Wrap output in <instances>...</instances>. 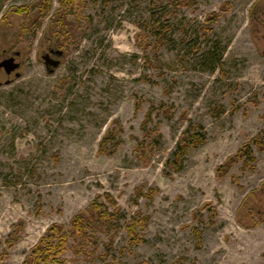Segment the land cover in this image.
<instances>
[{
  "label": "rangeland",
  "instance_id": "374dc122",
  "mask_svg": "<svg viewBox=\"0 0 264 264\" xmlns=\"http://www.w3.org/2000/svg\"><path fill=\"white\" fill-rule=\"evenodd\" d=\"M176 1L0 0V63L20 64L0 69V264L96 200L120 226L70 239L65 264H264V0ZM190 126L208 141L176 171ZM145 132L162 136L148 163Z\"/></svg>",
  "mask_w": 264,
  "mask_h": 264
},
{
  "label": "trees",
  "instance_id": "16d2710c",
  "mask_svg": "<svg viewBox=\"0 0 264 264\" xmlns=\"http://www.w3.org/2000/svg\"><path fill=\"white\" fill-rule=\"evenodd\" d=\"M87 0H64V11L70 12L68 9L71 8L70 6H74L77 4L85 3ZM172 8L174 10L179 9L181 5L187 2L179 3L176 0H170ZM76 4V5H77ZM41 16H45L48 14L52 7L51 0H43L40 4ZM38 7L35 6L31 10H37ZM19 13H25L30 11L29 8H20L18 9ZM64 17H62L63 19ZM220 19V14L214 13L212 14L207 20V26L204 28V35L207 37L210 32L213 30V25L217 23ZM167 29V27H165ZM166 33L163 31V35L160 36L158 39V48L165 44L162 41H165ZM140 105H138L139 107ZM224 113V108L219 110V114L221 115ZM152 114L151 112L148 114V120L151 121ZM147 130V129H145ZM145 134H147L145 132ZM206 132L200 126H197V129L194 130L193 126H190L180 139V143L177 147V151L174 155V160L169 161V166L171 165L172 168L176 171H180L184 167V162L186 156L192 149H199L206 144L208 141ZM147 138L149 139L148 147L141 150V152H147L148 156L145 157L146 162L154 157L158 151L161 150V134H158L155 137H152L147 134ZM114 139L111 133L107 135L105 138V142L108 140ZM147 139V140H148ZM257 142L256 145L263 148L262 143H258L259 141L254 140ZM146 145V143H145ZM239 154L245 157L248 161L247 163L252 164L255 162L254 154L251 145H246L239 151ZM144 155V154H143ZM239 156V155H238ZM235 159L229 160L227 165H230L234 162ZM155 191H152L154 194ZM107 200L111 205H116L115 199L111 195H107ZM153 198V195L151 196ZM90 214L80 213L75 216L72 220L71 230H67L64 225L54 224L52 225L46 235L41 238L39 244L35 246L32 250L31 256L27 258L24 264H65V260L62 258V255L68 250L69 241L72 239L77 246L80 248L85 246L86 243H97L95 238V233H109L111 229H117L120 226L119 219L123 218L124 216L120 214L119 210L115 214H112L108 208H106L103 204L99 203V200H96L91 206ZM138 224L141 226V229H146L148 225L149 218H139ZM137 226V225H136ZM130 230L132 233H135V227L132 224L130 226ZM197 235L200 237V232L198 230L195 231ZM84 251V248L81 250ZM78 253V251L76 250Z\"/></svg>",
  "mask_w": 264,
  "mask_h": 264
},
{
  "label": "water",
  "instance_id": "95a60500",
  "mask_svg": "<svg viewBox=\"0 0 264 264\" xmlns=\"http://www.w3.org/2000/svg\"><path fill=\"white\" fill-rule=\"evenodd\" d=\"M46 60V66L48 68V71L53 72L55 69L59 68L61 62L55 61L53 59L50 58V55H47L44 57ZM5 69L6 73L8 75H11L13 73H15L17 70H19L20 68V64L16 62V59L12 58V59H8L2 63H0V69ZM16 77H20V73L16 74Z\"/></svg>",
  "mask_w": 264,
  "mask_h": 264
}]
</instances>
